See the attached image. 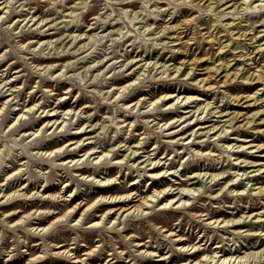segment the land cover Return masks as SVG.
Wrapping results in <instances>:
<instances>
[{
    "label": "rangeland",
    "instance_id": "374dc122",
    "mask_svg": "<svg viewBox=\"0 0 264 264\" xmlns=\"http://www.w3.org/2000/svg\"><path fill=\"white\" fill-rule=\"evenodd\" d=\"M236 2L238 3L239 0ZM232 5L235 7L233 0H225L219 7L225 12H230L233 9ZM161 6L166 7L163 4ZM30 7L33 10H29ZM45 8L46 5L36 7L35 4H25L23 10L11 13L0 7V22L17 31L31 26L32 31L24 32L20 43L31 42L30 47L43 48L63 37L68 39L69 45L76 50L75 54L70 52L65 55H32L27 51L23 52L22 55L27 56L28 62L34 66L27 78L23 73L30 70L24 60L12 56L0 62V71L6 69V74L0 83L8 82L7 90L0 88V110L7 113L6 127L16 128L23 123L24 126L20 128L19 134L24 135L26 139L36 134L37 140L41 141L29 149V152L38 154L35 160H31L28 154H23L15 162L10 161V167L0 169V196L5 194L11 197L14 194L7 202H4L7 197L0 200V228L4 227L5 222L9 225L8 228H4L5 235L3 240H0V249H2L0 264H109L111 249L108 248L106 251L98 249L100 244L98 237L105 224L109 230L119 229L111 233L114 238L120 235L130 237L138 252L153 251L156 256L169 257L171 264L184 262L187 258V256L181 257L178 251L181 245L190 248L192 245H198L200 240L203 244L200 249L210 248L212 251L214 247H219L213 251H221L217 256L222 255V251L227 253L228 250L231 252L235 250L238 251L235 253L238 257L247 255L259 257L260 252L264 251V192H258L260 188L264 189V79L246 82L241 77L248 76L252 79L260 75L264 71V55L257 53L256 56L250 57L251 63H246L239 55L249 52L250 49L255 51L256 46L264 45V35H260L264 24H258L255 31H249L247 22L236 24L231 15H226L218 26L211 28V25L215 24L214 16L206 17L201 21L195 19L196 9L180 8L175 15L169 11L167 16H171V20L165 16L163 23L157 22L161 30L168 24L188 23V27L181 32L179 41L176 39V30L169 31L167 36H159L160 41L172 38V46L177 51L171 55L168 52L156 55L159 50L154 49V54L151 57L143 56L141 63L142 53L129 44V51L125 54L127 62L121 61L124 65L123 71L127 75L109 76V84L101 85L97 89L106 91L111 87L115 90L113 97L129 106L140 104L143 107L141 104L143 101L150 102V108L155 106L164 108L163 112L158 113L159 123L164 125L163 143L158 145L155 137L150 138L147 143H141L143 125H136L133 123L134 117H127L125 124L127 132L116 136L114 140L103 141L102 146L98 148L95 138L101 129L97 125L109 115V106L101 104L97 110H94L91 107V97H85L79 89H71L69 95L68 80L44 79L42 88L52 91L50 98H45L41 87H37V84L41 81L39 73L47 67H50L52 74L58 77L79 71L80 66L88 68L91 62L93 67L90 75L94 76L97 72H104L105 69H107L105 74L111 73L113 69L110 67V61L105 60L103 64L96 63L91 54L88 59L78 61L76 69L69 67L71 62L76 61L77 56H83L90 45L102 39V34L92 28L87 32L79 30L77 25L55 28V21H63L64 17L56 16L54 11H45ZM259 15L264 17V13ZM194 19L199 25L200 33L195 38L194 25L190 23ZM244 19L246 21L248 17ZM225 27L237 37L241 33H247V36L233 41L232 36L229 35L225 39ZM210 28L216 32L220 41L228 45V50L219 47L211 38L203 39ZM117 31H119L118 26ZM253 36H255L254 45L248 43ZM0 38L6 39V36L0 34ZM7 47L5 43L4 47L0 48V52ZM185 47L187 51L182 50ZM237 48L240 51H236ZM13 60L16 62L12 63ZM222 62L229 64L226 73L231 74L234 69L239 68L238 70L242 72L241 77L232 79L230 76L225 77L223 70L213 69V65L218 67L223 64ZM147 73L157 76L163 74L164 78L146 81L147 86H137L141 76ZM168 76L172 79L168 80ZM180 77H185V81L181 82ZM229 79H232L231 83L227 82ZM188 81L199 83H188ZM217 83L222 87V92L214 91ZM17 89L19 92H16ZM225 93L230 99L219 103ZM169 95L179 97L176 105V98L165 101ZM14 97L18 98L14 100ZM255 97L259 98L256 101L258 103L254 102ZM81 110L85 113H93L91 121L87 115H80ZM21 112L24 113L19 119ZM65 112L69 114L63 115ZM49 115L53 118H48ZM144 118H151V113H145ZM121 119L125 118L121 117ZM48 120L56 121L55 125L50 128L45 127ZM223 122L232 123L224 133H221L220 126ZM90 123L92 127H89ZM245 124L247 127L242 126ZM128 125L132 126L128 127ZM69 127L74 130L66 131ZM114 131V128L111 129L109 135L111 136ZM45 132L49 134L47 139H43ZM54 132L57 134L53 135ZM209 136L211 139L208 138ZM217 140L228 146L235 163L208 162L207 157L210 152H219L214 143ZM169 142L172 148H175V154L172 148L168 147ZM122 144H126L127 147H118ZM91 148L97 153L91 154L89 151ZM188 148L196 153H203L204 158L198 157V163H186ZM112 149H115V153ZM18 151L19 149H14V152ZM39 154H43L42 158ZM149 157L151 166L147 169L148 175L138 179L135 175L137 168L143 171V166ZM90 158H95L94 165L86 163ZM107 159L114 162L108 163ZM53 161L56 164L70 166L71 172L79 179L70 180L63 168H56L55 174L50 173L45 182L43 177L30 178L24 170L25 163L29 162L32 168L49 172L53 168ZM120 161L121 164H117ZM165 161L170 162L165 163ZM203 173L206 176L202 178ZM197 174H200L198 179L192 178ZM214 174L221 175L213 181L210 177L207 178L208 175ZM117 177L119 180L115 179ZM233 177L237 180L232 181L235 179ZM133 182L135 184L131 185ZM185 182V185L191 184V186H185L183 184ZM206 184L211 185L210 194L202 195ZM232 184L233 186H230ZM181 187L194 189L193 196L190 193L188 201L187 198L180 201V203L185 201L186 205L190 206L181 208L163 206L172 198L174 202L179 199L177 193ZM163 190L167 193L165 198H161L162 193H160L157 199L149 204L151 207L142 213L133 212L127 217V213L121 214L120 217L116 214L109 215L101 227H89L94 221H102L99 217L112 207L105 206L107 200L101 197H120L126 194L134 197L140 193L148 196L153 191ZM140 202L138 197L132 205L136 206ZM77 206L79 209H74ZM154 206L156 212L152 213L150 209ZM185 207L187 212L183 211ZM13 212L15 214L11 215L10 213ZM47 212L52 214L48 215ZM81 213L85 215L80 216ZM205 213H207L206 220L193 219V216H202ZM63 216L61 222L50 225ZM133 216L141 218L132 221L141 227H144L143 218L151 219L165 230L185 240L178 243L175 241L176 236H169L175 237L173 247H169V242L164 239L160 241L153 239L146 246L145 240L148 239L146 235H140L132 228L123 226ZM212 220L225 221L228 225L237 223L234 228L236 234L232 233V228L213 227L214 225L209 224ZM25 228L33 231L26 232ZM39 229L43 230L39 232ZM214 232L218 235H213ZM223 236L233 237L237 242L224 243L220 239ZM14 237L26 240L27 243L21 242L14 247L16 244ZM120 247L123 251L122 243ZM9 250L12 252L11 255ZM202 254V250H199L193 259L198 260ZM128 256L129 253L125 252V258L117 260L116 264H131L127 259ZM74 257L78 259V263L73 262ZM136 259L137 264H159L152 262L157 260L156 257L143 256ZM256 260L262 262L258 258Z\"/></svg>",
    "mask_w": 264,
    "mask_h": 264
},
{
    "label": "clouds",
    "instance_id": "9594fccd",
    "mask_svg": "<svg viewBox=\"0 0 264 264\" xmlns=\"http://www.w3.org/2000/svg\"><path fill=\"white\" fill-rule=\"evenodd\" d=\"M224 2L225 0H0V7H3L11 13H14L23 10L25 4H35L36 7L46 5L45 11H54L56 16L64 17L63 21H55V28H67L71 25H77L79 30L87 32L89 28H92L98 33L102 34V39L98 40L93 45H90L89 50L85 52L83 56H77L76 61L71 62L69 67L76 69L78 66V61L88 59V56L91 54L96 63L103 64L105 60L110 61V67L113 69L111 73L105 74L107 71V69H105L104 72H97L94 76L90 75L91 68L93 67L91 62H89L88 68L80 66L79 71H73L70 75L62 74L58 77L52 74L50 67H47L39 73L41 81L37 84V87H41L45 98H50L52 96V91L44 90L42 88L43 80H68L70 82L69 95H71V89H79V91L83 93L85 97H91V107L94 110H97L101 104H107L109 106V115L101 120L100 124L97 125L101 129L100 133H98L95 138L97 140V147L99 148L102 146L103 141L114 140L116 136L127 132V128L125 127V124H127V117H134V124L143 125L144 131L142 133L143 140L141 143H147L152 137L156 138L158 145L163 143V136L165 133L163 125L159 123L160 116L158 113L163 112L165 110L164 108L161 106L150 108V102L143 101L141 102L143 107H141L140 104L129 106L128 104L122 103L119 99L113 97V92L115 90L111 87H109L106 91H98L97 89L101 85L109 84V76L114 77L117 75H127V73L123 71L124 65L121 63V61H124L125 63L127 62L125 54L129 51V44L132 48L142 53L141 63H143V56L151 57L154 54V49L159 50L157 53H155L156 55H162L164 52H168L169 55H171L177 51V49L172 46V38L160 41L159 36H167L169 31L176 30V39L179 41L181 32L188 27V23H181L178 25L168 24L165 25L163 30H161L157 22L163 23L164 18L167 16L169 11L175 15L177 10L180 8L196 9L197 15L195 19H199L201 21H203L206 17L214 16L216 20L215 24L211 25V28L218 26L223 20V17L226 15H231L233 17V22L236 24H240L242 21L247 22L249 25V31H255L258 24H264V17L259 15L264 13V0H239L238 3L236 0H233L235 7L230 12H225L224 9L219 7V5L224 4ZM162 4L166 5V7H162ZM225 7H227L226 4ZM29 10L33 9L30 7ZM246 16L248 19L245 21L244 18ZM167 18L171 20V16H167ZM53 19L55 20V17H53ZM195 19L190 22L194 25V38L200 35L199 25L195 23ZM117 26L119 27V31H117ZM211 28L209 29V33L205 35L203 39L211 38L213 41L217 42L219 47H224L225 50H228V45H225L223 41H220L219 37L216 35V32L212 31ZM29 31H32L31 26L17 31L6 23L0 22V34L6 36V39L0 38V48H3L5 43L8 45L7 48H4V50L0 52V62L8 60L12 56H15L16 59L24 60L26 67H28L30 70L29 72L23 73L26 78L29 76L34 66L28 62L27 56L22 55L23 52L27 51L32 55H65L70 52L75 54L76 52V50L72 49L71 45H69L68 39H64L63 37H61L58 41L50 42L43 48H32L30 47L31 42H29V44L20 43V38L23 33ZM224 35L225 39L231 35L232 40L235 41L238 38L244 39L247 36V33H241L240 36L237 37L234 33H230L228 31V27H225ZM260 35H264V29L260 30ZM129 37L131 38L130 40ZM248 43L254 45L255 36L249 39ZM182 50L187 51V48L185 47ZM80 51H83V49H80ZM236 51H240V49L237 48ZM257 53L264 55V45L256 46L255 51L250 49L249 52L242 53L241 55L246 63H251L250 57L256 56ZM15 62V60L12 61V63ZM222 66L227 67V65ZM5 74L6 69L4 71H0V80L3 79ZM235 75L237 74H230L232 77H235ZM163 78V74L157 76L147 73L144 76H141L140 80L137 82V86H147L145 83L146 81H153ZM260 78L264 79V71L260 73ZM167 79L171 80L172 77L168 76ZM180 80L181 82H184L185 77H180ZM227 82L231 83L232 79H229ZM7 83V81L0 83V88L7 90ZM188 83L199 82L188 81ZM89 85H95V87L90 88ZM214 91H223L219 83H217ZM16 92H19V89H17ZM17 98L18 97H14L13 99L15 100ZM229 99L230 97L227 95V93H225L220 99L219 103H223ZM9 111H11V109H9ZM148 112L151 113V118L145 119V113ZM80 115H87L89 121H91L93 113H85L83 110H81ZM217 115H219L218 112ZM121 117H124L125 119H121ZM6 120L7 113L3 112V110H0V145H2L0 146V169L10 167L11 164L9 162H15L18 157L23 154H28L31 160H35L38 154L29 152V149L33 145H37L41 142L40 140H37L36 134H33L30 138L26 139L24 135L19 134L20 128L24 126L23 123H21L16 128H8L6 127ZM230 123L232 122H223L220 126V132L224 133L225 129L229 127ZM69 124H71V122H69ZM92 126L93 125L90 123L89 127ZM131 126L132 125H128V127ZM242 126L247 127L246 124ZM113 128L115 131L112 132L110 136L109 131ZM73 130L74 129L71 127L66 129V131ZM55 134L57 133L54 132L53 135ZM48 136L49 134L45 132L43 134V139H47ZM208 138L211 139L210 136ZM214 143L219 149V152H210L207 157L208 162L218 163L220 161H224L227 163L231 161L232 163H235V159L231 156L226 144H222L218 140ZM118 147L126 148L127 145L122 144L118 145ZM168 147L172 148L171 142H169ZM14 149H19V151L14 152ZM186 150L189 154L186 161L188 164L198 163V157L200 159L204 158L203 153H196L191 148ZM233 150H235V148ZM112 151L115 153V149H112ZM172 151L173 154H175V148H172ZM39 155L42 158L43 154ZM58 155L59 154H57V156ZM107 162L112 163L114 161L107 159ZM169 162L170 161H165V163ZM86 163L94 165L96 160L95 158H90L88 161H86ZM150 166L151 159L149 157L146 161V164L143 166V171H140L139 168H137L135 173L136 177L141 179L148 175L147 169ZM181 166L183 167L184 165L182 164ZM56 168H63L64 172L67 174V178L70 180L79 179L75 173L71 172L70 166L56 164L54 161L53 168L50 169L49 172H41L38 169L32 168L29 162H26L24 165V170L28 173L30 178L35 179L43 177L45 182H47L50 173L55 174ZM129 171H131V166H129ZM178 171L179 170L177 169V172ZM242 178L243 177H241V179ZM115 179L119 180L118 177ZM93 182L98 183L100 181ZM210 189L211 185L206 184L201 194L209 195ZM195 202L196 201L194 200L193 203ZM183 211L187 212V208L185 207ZM150 212H156V207L154 206L152 209H150ZM206 218L207 213L202 216H193V219L198 220H206ZM136 219L141 218L136 216L130 217L128 223L123 226L132 228L140 235H146L148 237V239L145 240L146 246L153 239L156 241L164 239L169 242V247L174 246L175 237L167 236L164 227L159 226L157 223H154L151 219L147 218L142 219V224L144 227H141L140 225L132 222ZM81 226L86 227V225ZM8 227L9 225L5 222L4 227L0 228V240H3L4 238V228ZM21 227L23 226L21 225ZM13 231H15V229H13ZM24 231L31 233L33 230L25 228ZM117 231H119L118 228H112L109 230L107 224H105L101 229L100 236L98 237L100 240L98 249L102 251H106L108 248L111 249L112 255L109 257V264H116L117 260H123L125 258V252L129 253L127 259L131 262V264H137L136 258L146 256L147 253L138 252L130 237L120 235L114 238L111 233ZM213 235H218V233L214 232ZM13 239L16 240L14 247H17L21 242L27 243L26 240H21L19 237H14ZM220 239L224 243L235 244L237 242L233 237L223 236L220 237ZM120 243L124 245L123 251L121 250ZM105 246H107V248ZM0 252H2V249H0ZM11 254L12 252L9 250V255ZM157 259H159V257H157ZM259 259L264 261V251L260 252Z\"/></svg>",
    "mask_w": 264,
    "mask_h": 264
},
{
    "label": "bare ground",
    "instance_id": "6f19581e",
    "mask_svg": "<svg viewBox=\"0 0 264 264\" xmlns=\"http://www.w3.org/2000/svg\"><path fill=\"white\" fill-rule=\"evenodd\" d=\"M233 6V5H232ZM233 8H234V6H233ZM37 21V20H36ZM42 22V21H41ZM230 26V25H229ZM216 42V41H215ZM49 43V42H48ZM217 43V42H216ZM223 49V48H222ZM253 51V50H252ZM239 56H242L241 54L239 55ZM223 63V62H222ZM210 64V63H209ZM222 65H227V67H224V66H222ZM211 66V65H210ZM216 66V65H215ZM214 65H213V69L215 70V71H219V70H223L224 72H225V77H228V76H230V74L229 73H226V72H228V67H229V64L228 63H223V64H221L220 66H218V67H215ZM239 69V68H238ZM236 70V69H234V71H233V73H231V74H237V75H235V77H232V76H230V78H232V79H235L236 77H238V76H240L241 77V74L240 73H242V72H240L239 70ZM241 78H243L246 82H248V81H253V79H255V81H259V80H261L262 78H260V75H256V77H254V78H248V76L247 77H241ZM241 80V79H240ZM257 95V94H256ZM246 97H248V96H246ZM245 97V98H246ZM250 97V96H249ZM176 98V100H175V105L177 104V101H178V99H179V97H175L174 95H169L168 97H166V99H165V97H163V99H165V101L166 100H168V99H175ZM252 98V97H251ZM184 99V97L183 98H181V100H180V102L182 101ZM244 99V98H243ZM254 102H256V101H258L259 100V98L258 97H255L254 99ZM256 103H258V102H256ZM166 104V103H165ZM263 106V105H262ZM205 107V106H204ZM169 108H171V107H169ZM68 112V111H67ZM67 112H65L63 115H66V114H69V113H67ZM189 112V111H188ZM24 113V112H23ZM23 113L21 112V114H19L18 116V118L19 119H21L22 118V115H23ZM18 114V113H17ZM255 114V113H254ZM235 115V114H234ZM250 116V115H249ZM251 117H253V115L251 116ZM48 118H53L52 117V115H49L48 116ZM231 118V117H230ZM233 118V117H232ZM251 119V118H250ZM254 122V121H253ZM55 123H56V121H50V120H48V122H46V124H45V127H52V126H54L55 125ZM248 124V123H247ZM58 126V125H57ZM56 126V127H57ZM164 126V125H163ZM211 130V129H210ZM191 136V135H190ZM68 145H72V143H67ZM89 151H91V154H96L97 152L96 151H94V148H91ZM93 151V152H92ZM87 153H90V152H87ZM134 153V152H133ZM132 153V154H133ZM95 158H100V157H95ZM117 164H121V161L120 162H117ZM161 165V164H160ZM161 167V166H160ZM205 170H207V169H205ZM154 172V171H153ZM169 175H170V173H168ZM94 175V174H93ZM219 175H221V174H214V175H208V177L207 178H211V180L213 181V180H215ZM154 176V175H153ZM206 176V174L205 173H203L202 175H201V177L203 178V177H205ZM89 177V176H88ZM200 177V174H197V175H195V176H193L192 178H196V179H198ZM233 178H235V177H233ZM87 179V178H86ZM235 180H237L236 178L233 180L232 179V181H235ZM189 181V180H188ZM135 183L133 182V183H131V185H134ZM184 185L186 184V182L185 183H183ZM2 186V185H1ZM185 186H191V184H188V185H185ZM230 186H233V184L232 185H230ZM178 189V188H177ZM164 191H166V190H163V191H161V192H157V191H153L150 195H148V196H146V195H142L143 193H140V194H137L136 196H134V197H132V196H130L129 194H126V195H123V196H120V197H116V196H106V197H101L102 199H104V200H107V204L105 205V206H112L111 208H109L108 209V211L107 212H105V214H102L99 218H100V220H102V221H94V222H92V223H90L89 224V227H97V228H99V227H101L102 226V224H103V221L105 220V218L106 217H108L109 215H115L116 214V216H121V214H123V213H127L126 214V217L130 214V213H133V212H141L142 213V211H145V210H147V209H149L151 206H149V204H152L154 201V199H157V197L160 195V193H162V197L161 198H163L165 195H167V193H165ZM192 191H194V189L193 188H187V187H181L180 189H179V191H178V196H179V199L177 200V201H175L174 202V198H172L171 200H168V201H166L165 203H164V205L163 206H169V207H174V208H181V207H184V206H190V205H186V203H185V201H184V203L182 202V203H180V201H181V199H186V201H188L189 199H190V196L192 195L193 196V194H192ZM258 192H264V189H261L260 188V190L258 191ZM190 193H191V195H190ZM135 195V194H134ZM14 196V194L13 195H11V197H9V195L7 196V195H1L0 196V200L2 199V198H6V200L4 201V202H7V200L9 199V198H12ZM140 198V200H141V202L138 204V205H132V203L134 202V200L135 199H137V198ZM165 198V197H164ZM163 198V199H164ZM110 200V201H109ZM161 203V202H160ZM79 209V206H77V207H74V209ZM102 208H104V206H102ZM11 215H14L15 214V212H13V213H10ZM47 214L48 215H50V214H52V212H47ZM84 216L85 214H83V213H81V215L80 216ZM63 218H64V216L63 217H60V218H57L56 220H54L53 222H51V224L50 225H52V224H56L57 222H61L62 220H63ZM82 219H84V217L82 218ZM65 221V220H64ZM78 221V220H77ZM209 224H211L212 226L214 225V227H216V228H232L233 229V234H236V230L234 229L235 228V226H237V223H230V225H228V223L227 222H225V221H220V220H212V221H210L209 222ZM222 224V226H220L219 227V225H221ZM113 226V225H112ZM35 230H37V228L35 229ZM43 229H39L38 231L39 232H41ZM166 233L167 234H169L168 236H176L177 238H176V242H182V241H184L185 239H183V238H181V237H179L178 235H174V233H172V232H170V231H168V230H166ZM201 242V240L198 242V245L197 244H195V245H192L190 248L188 247V246H185V245H181L180 247H179V252L181 253V257H186L187 256V258L185 259V261L184 262H181V263H178V264H215V263H218V264H250V263H253V264H255V262L256 263H258V264H264V263H262V262H264V261H262L261 263H259V261H257L256 259L258 258L259 259V257H257V256H255V255H247V256H243V257H238V254L237 255H235V253L236 252H238V251H233V252H231V250H228V252L227 253H225L224 251H222L223 252V254L222 255H220V256H217V253H219V252H221V251H217V252H213L215 249H219V247H214L213 249H212V251H211V249L210 248H208V249H204V248H202V249H200V247H201V245H203V244H201L200 243ZM200 243V244H199ZM56 248H59V247H56ZM199 250H202V255L199 257V259L198 260H194L193 259V257L199 252ZM225 250V249H224ZM141 253H144V252H146L147 253V255L146 256H151V257H159V259H157V260H155V261H152V262H154V263H159V264H171V261H170V259H169V257H164V256H162V255H158V256H156L155 254H153V251L151 252V253H148V251H146V250H144V251H140ZM190 252V253H189ZM227 255V256H226ZM229 255V256H228ZM75 259V261H73V262H75V263H78L79 261H78V259L76 258V257H74ZM130 262V261H129Z\"/></svg>",
    "mask_w": 264,
    "mask_h": 264
}]
</instances>
